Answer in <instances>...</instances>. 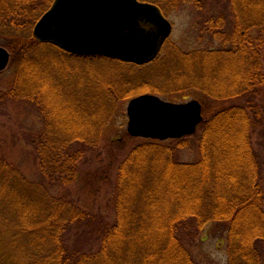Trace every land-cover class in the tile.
Here are the masks:
<instances>
[{
  "label": "trees",
  "instance_id": "trees-1",
  "mask_svg": "<svg viewBox=\"0 0 264 264\" xmlns=\"http://www.w3.org/2000/svg\"><path fill=\"white\" fill-rule=\"evenodd\" d=\"M43 5L0 0V40L14 66L0 102L33 108L41 118L38 131L17 126L38 181L0 149V264H198L190 247L212 223L226 233L227 264H264V0H222L221 13L202 24L209 45L174 50L175 84L166 93L193 89L202 97L197 161L178 160L191 145L186 139H142L124 158L118 146L106 164L110 194L87 209L67 190L81 162L102 161L114 102L163 93L128 92V81L120 87L90 65L116 59L38 42L32 28Z\"/></svg>",
  "mask_w": 264,
  "mask_h": 264
},
{
  "label": "rangeland",
  "instance_id": "rangeland-1",
  "mask_svg": "<svg viewBox=\"0 0 264 264\" xmlns=\"http://www.w3.org/2000/svg\"><path fill=\"white\" fill-rule=\"evenodd\" d=\"M53 1L54 0H44L42 9L44 11L42 14H39V18L51 7ZM139 1L160 7L163 15L173 27L171 35L163 43L159 54L156 56L158 59L156 60L155 58L150 63L142 65L140 69L138 65L133 66L134 64L131 65V63L108 59H103L99 62H95L97 61L95 60L90 63V65L101 66L102 70L114 76L113 80L118 83L120 87L126 85L127 82L125 81H128V92L139 86L137 94H139L143 88H150L157 91V93H163L152 95L158 96L165 102L183 104L196 100L200 103L202 97L197 90L191 89L176 93H166L171 87L169 82L175 84V80L169 75V73L173 71L170 66L173 58H175V48L189 51L201 47L205 48L209 45L210 38L202 33V24L211 14H215L216 16L221 13L219 7L222 0H216L213 3H210V0ZM196 1H199L201 4L198 3V5H196ZM4 44L5 43L0 40V47L4 48ZM214 46L217 45L214 44ZM168 56L170 57L168 58ZM72 63L80 64L81 62L73 61ZM151 63L152 65L149 66ZM13 74L14 66L9 64L7 69L0 74V90L8 88L12 81ZM156 76H158V78ZM116 87L118 86L116 85ZM133 98L123 97L114 102V106L112 105L114 107L112 118L103 130L102 140L99 145V157L102 161H95L94 156H90L88 162H81L77 181L67 190L69 196L74 198L75 203L80 208H90L95 201H98L96 204H99L105 195L108 193L110 194L109 180L111 177H108V179L106 176H112V170L109 172L110 169L106 167V164L110 160L111 153L116 152L119 146L124 151V158L127 152L142 141V138H134L128 135V137L132 138L129 139L125 136V134H128L127 107L129 101ZM0 116V149L5 153L7 160L16 166L28 179L38 181L40 177L38 176L37 168L30 154L31 147L23 143L17 132V126L20 127V125H22L25 128L38 131L41 128L40 115L35 109L26 107L22 104H2L0 102ZM193 135L182 138L189 140L191 145L189 148L178 152V160L180 162L192 163L197 161L198 156ZM116 140L123 141V145H118ZM167 141L169 140L164 142ZM54 192L56 195L64 193L61 192L60 189H56ZM3 222L6 225L8 224L7 221L3 220ZM225 236L226 233L222 232L221 228L217 225L213 223L207 225L197 237L193 246L190 247V253L194 260L198 264H227Z\"/></svg>",
  "mask_w": 264,
  "mask_h": 264
},
{
  "label": "water",
  "instance_id": "water-1",
  "mask_svg": "<svg viewBox=\"0 0 264 264\" xmlns=\"http://www.w3.org/2000/svg\"><path fill=\"white\" fill-rule=\"evenodd\" d=\"M160 10L138 0H54L33 27L34 38L79 57H102L145 65L159 54L172 33ZM0 47V72L9 64ZM127 133L157 141L192 136L203 122L196 101L174 104L144 94L127 107Z\"/></svg>",
  "mask_w": 264,
  "mask_h": 264
}]
</instances>
